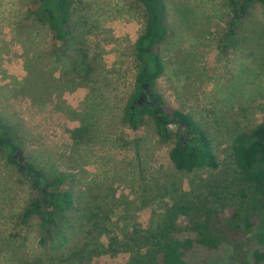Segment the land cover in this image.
<instances>
[{
    "label": "rangeland",
    "instance_id": "obj_1",
    "mask_svg": "<svg viewBox=\"0 0 264 264\" xmlns=\"http://www.w3.org/2000/svg\"><path fill=\"white\" fill-rule=\"evenodd\" d=\"M161 1L168 33L156 47L165 72L155 93L205 132L217 169L178 172L169 155L174 138L163 141L148 117L138 130L128 125L125 109L138 73L135 45L146 24L139 0H74L71 24L85 36L93 68L85 80L80 66L58 58L60 43L53 41L49 24L28 16L31 0H0L1 124L23 163L44 178L65 175L76 207L83 197L101 203L120 239L134 226L159 221L164 189L189 191L231 177L235 137L264 122V5ZM34 194L30 176L0 148V264H31L67 251L63 234L56 227L43 230L37 219L25 228L24 244L21 236L11 238ZM67 233L66 239L73 238L74 231ZM128 259L120 253L95 262L126 264ZM190 264L227 260L223 252L196 250Z\"/></svg>",
    "mask_w": 264,
    "mask_h": 264
},
{
    "label": "trees",
    "instance_id": "obj_2",
    "mask_svg": "<svg viewBox=\"0 0 264 264\" xmlns=\"http://www.w3.org/2000/svg\"><path fill=\"white\" fill-rule=\"evenodd\" d=\"M228 1L238 5L234 0ZM252 1L264 5V0ZM139 2L145 11L146 24L135 45L138 73L135 91L125 109L128 125L138 130L148 117L163 141L174 138L169 155L178 172L191 174L206 168L217 169L205 132L189 115L169 109L155 93L157 81L165 72L156 47L167 38L166 8L161 0ZM73 4L74 0H31L27 13L49 24L53 41L60 43L58 58L64 62L70 59L75 68L80 66L85 80L91 77L93 68L88 63L85 36L77 25L71 24ZM147 88L158 102L135 104ZM171 126L177 131L173 133ZM10 137L8 128L0 122V148L22 174L30 176L35 189L32 200L18 218V233L11 238L21 236L20 243L24 244L25 228L37 219L43 230L56 227L64 236V245L67 244V251H58L49 259L38 257L31 264H96V258L120 253L129 255L126 264H190L196 250L206 254L223 252L227 264H264V122L235 137L232 157L236 169L231 177L215 184L207 181L201 188L189 191L182 186L164 189L158 199L163 209L159 221L148 228L134 226L122 239L111 227V216L101 203L95 199L86 202L83 197L76 207L66 176L44 178L34 165L20 161L17 155L22 153ZM69 230L72 234L74 231V236L66 239ZM105 236L108 243L101 240Z\"/></svg>",
    "mask_w": 264,
    "mask_h": 264
},
{
    "label": "flooded vegetation",
    "instance_id": "obj_3",
    "mask_svg": "<svg viewBox=\"0 0 264 264\" xmlns=\"http://www.w3.org/2000/svg\"><path fill=\"white\" fill-rule=\"evenodd\" d=\"M153 101H155V102H158L157 100H155L154 99V95L149 91V89L147 88L146 90H145V92L144 93H142L140 96H139V98L135 101V104H140L141 106L144 104V103H151V102H153ZM189 135V137L191 138V139H194V137L192 136V135H190V134H188ZM183 140H186L185 139V137L183 138ZM19 159H20V161H22L23 162V158L21 157V155L19 154Z\"/></svg>",
    "mask_w": 264,
    "mask_h": 264
}]
</instances>
